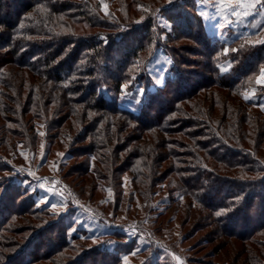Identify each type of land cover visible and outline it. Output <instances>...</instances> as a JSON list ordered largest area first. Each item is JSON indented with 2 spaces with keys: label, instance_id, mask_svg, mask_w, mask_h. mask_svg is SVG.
<instances>
[{
  "label": "trees",
  "instance_id": "trees-1",
  "mask_svg": "<svg viewBox=\"0 0 264 264\" xmlns=\"http://www.w3.org/2000/svg\"><path fill=\"white\" fill-rule=\"evenodd\" d=\"M118 1L121 9L130 0ZM98 8L90 0H0V156L15 152L21 143L34 148V122H42L51 144L76 150L72 159L92 158V172L84 165L67 173L77 176L83 187L89 183L96 189V175L129 172L138 195L146 198L158 184L154 182L167 181L188 200L187 218L204 230L213 229L207 236L208 243L218 242L214 255H235L231 264H262L264 167L259 156L264 149V113L260 102L247 100L244 93L256 72L245 52L253 49L260 66L264 45L255 49L237 39L213 41L199 19L195 31L194 18L182 11L175 18L167 15L174 29L162 47L177 61L174 75L135 113L108 101L100 89L106 86L118 95L123 84L145 78L142 71L153 49L161 45L153 42L155 23L149 18L143 35L123 31L102 22ZM125 22L122 17V27ZM84 24L114 34L83 35ZM225 48L237 50L243 59L247 56L230 76L220 67V61L232 58H225ZM182 52L206 61L186 60ZM191 74L202 81H193ZM4 171L8 169L0 162V172ZM4 185L0 264L21 261L26 252L22 249L43 228L55 235L49 238L51 246L44 253L42 242L37 243L21 264H87L86 255H110L101 248L78 252L71 242L77 239L67 235L65 222L50 223L49 214L39 213L35 199L24 196L22 186L9 180ZM14 219L26 226L12 227ZM113 236L117 241L123 238ZM241 255L246 258L240 263Z\"/></svg>",
  "mask_w": 264,
  "mask_h": 264
},
{
  "label": "rangeland",
  "instance_id": "rangeland-1",
  "mask_svg": "<svg viewBox=\"0 0 264 264\" xmlns=\"http://www.w3.org/2000/svg\"><path fill=\"white\" fill-rule=\"evenodd\" d=\"M90 2L94 6L99 5L98 10L103 14L100 18L102 22H107L109 27L115 25L124 28L123 31L138 32L143 35L146 33L144 26L146 21L151 18L155 23L151 30L154 34L153 42L158 41L161 45L157 50L153 49L146 70L142 71L143 75L145 72V78L140 83H128L126 95L124 93L117 95L109 91L106 86L100 89V93L108 101H115L117 106L135 113L147 103L149 94H158L167 80L174 75L172 68L177 61L173 60L171 50L167 51L162 47L166 45V34L169 35L174 29L173 21H170L167 15L175 18V15L182 11L187 17L194 18L195 31L199 29V19L204 25L205 33L213 41L229 42L231 39L249 41L264 38V28H261L264 27V4L258 5L249 16L239 19L229 12L225 20L217 11L218 0H173L172 3H169V0H130L121 9L118 0H90ZM188 3L191 5L190 8L186 6ZM201 13H207V17L205 18ZM122 17L126 21L125 27L120 23ZM111 31L84 24L82 33L83 35H93L98 32L114 34ZM181 43L195 50L201 49L196 44ZM155 45L154 43L152 48L156 47ZM172 45L179 47V43ZM172 45L170 48L173 47ZM251 45L258 49L257 47L264 44ZM252 50L246 51L245 54L251 57L250 62L253 61L256 72L249 79L251 85L248 86L244 96L249 101L260 102V108L264 113V83H257L260 70L264 68V55L259 66L252 56ZM181 55L186 60L191 59L198 63L206 61L203 57L190 56L186 52H182ZM230 55L231 59L220 61L221 71L227 76H230L234 69L241 68L244 61L245 63L247 61V56L243 59L237 50L228 49L225 58ZM233 60L237 62L232 63ZM195 69L187 68L189 71H197ZM191 75L193 81H202L201 77ZM141 89L144 90L142 98L138 94V90ZM34 124L38 135V144L34 148H27V143H21L16 146L15 152L0 156L2 157L0 162L8 169L0 172V198L6 191L5 180L22 186L23 195L35 199L34 207L39 213H48L47 220L50 223L60 219L68 225L67 235L70 239H77L71 242L77 247L78 252L92 253L100 248L110 252L105 259L103 255L94 253L86 255L87 264L93 263L95 256L93 264L96 262L97 264L232 263L235 255H214V247L218 242L208 243L211 236H207L213 229L204 230L200 223L196 225L187 218L189 211L185 207L188 200L177 189L169 188L167 181L161 184L154 182L158 184L146 198L138 195L129 172L119 173L113 170L103 178L96 175V189L92 190L93 186L89 183L83 187L77 176H67V173L73 168H82L84 165L89 166L92 172L94 167V165L90 166L92 158L72 159L76 150L54 146L51 144L50 131L45 125L38 121ZM259 158L263 161L264 167V149ZM2 215L4 214L0 212V227L4 223ZM12 222L11 226L14 228L26 226V223L21 222L20 219H14ZM43 229V233L34 237L31 244L22 249L26 252L22 254L24 256L21 261L14 264L27 262L39 242H42V246H39L41 250L47 245L48 248L51 246L49 238L53 236V231L50 228ZM115 234H120L123 238L117 241L113 239ZM27 235L31 238L33 234L31 232ZM43 251L46 253L47 249ZM245 258L246 255H241L239 262H243ZM41 264H50V262Z\"/></svg>",
  "mask_w": 264,
  "mask_h": 264
},
{
  "label": "snow or ice",
  "instance_id": "snow-or-ice-1",
  "mask_svg": "<svg viewBox=\"0 0 264 264\" xmlns=\"http://www.w3.org/2000/svg\"><path fill=\"white\" fill-rule=\"evenodd\" d=\"M173 0H169V3H172ZM264 4V0H218L217 3V11L225 18L227 19V14L231 12V15L236 18H242L247 17L251 14L253 9H256L258 5ZM106 9V6H105ZM202 16L205 18L207 17V13H201ZM249 44H264V38H257L256 40H249L247 41ZM225 54L228 53V49H224ZM257 83H264V68L260 70V76L257 80ZM129 85L123 84L121 86V91L125 95L127 94V89ZM144 90H138V94L143 96ZM43 187V185H41ZM179 259V258H177Z\"/></svg>",
  "mask_w": 264,
  "mask_h": 264
}]
</instances>
